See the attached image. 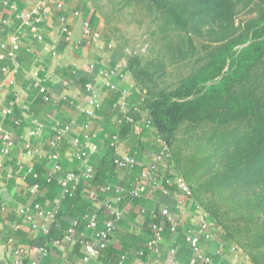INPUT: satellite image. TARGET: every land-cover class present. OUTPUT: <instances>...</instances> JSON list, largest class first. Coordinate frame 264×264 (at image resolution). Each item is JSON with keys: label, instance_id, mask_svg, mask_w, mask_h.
I'll use <instances>...</instances> for the list:
<instances>
[{"label": "crops", "instance_id": "crops-1", "mask_svg": "<svg viewBox=\"0 0 264 264\" xmlns=\"http://www.w3.org/2000/svg\"><path fill=\"white\" fill-rule=\"evenodd\" d=\"M23 10L39 19L40 39L19 18ZM86 20L97 36H86ZM13 35L19 48L9 56ZM0 54V264H191L187 236L198 237L208 264H254L174 184L172 153L164 156L166 141L88 0H63L61 8L54 0H0ZM92 95L99 107L89 116L81 107ZM82 150L92 177L76 158ZM123 156L134 163L117 164ZM69 172L76 178L64 192ZM34 203L54 217L35 213ZM110 219L115 230L100 249L97 233ZM153 223L163 228L156 245Z\"/></svg>", "mask_w": 264, "mask_h": 264}, {"label": "trees", "instance_id": "trees-1", "mask_svg": "<svg viewBox=\"0 0 264 264\" xmlns=\"http://www.w3.org/2000/svg\"><path fill=\"white\" fill-rule=\"evenodd\" d=\"M154 1L186 34L190 28L202 35L203 25L220 26L219 30L209 26L210 36L217 35L195 59L198 66L172 88L157 93L149 90L144 103L169 147L184 123L213 126L210 140L222 168L212 170L210 166L204 172L209 171L207 179L214 180L220 194L221 190L226 194L229 205L243 209L240 213L246 220L238 222L228 212L220 214L211 201L199 206L254 264H264V0ZM237 1L244 7L253 4L257 13L240 31L234 26ZM187 39L195 50L191 34ZM174 162L179 163L177 158ZM185 176L190 178L187 171Z\"/></svg>", "mask_w": 264, "mask_h": 264}, {"label": "rangeland", "instance_id": "rangeland-1", "mask_svg": "<svg viewBox=\"0 0 264 264\" xmlns=\"http://www.w3.org/2000/svg\"><path fill=\"white\" fill-rule=\"evenodd\" d=\"M88 1L97 25L124 59L143 99L149 90L157 93L174 87L182 76L197 67L200 62L196 63L195 59L205 52L204 46L213 43L211 37L217 35L213 32L210 36L209 26L220 29L217 23L203 25V34L197 35L190 28L187 34L192 36L194 50L186 32L176 27L165 8L154 0ZM237 2L234 26L240 31L249 18L257 17V13L253 4L244 7L241 1ZM134 71L142 82L135 78ZM213 130V126L206 123H184L171 138L170 151L179 161L175 164L178 172L189 184L198 205L204 206L211 201L220 214L228 212L230 219L242 222L246 220V215L240 213L243 209L229 205L226 194L222 190L220 194L218 186L212 183L214 180L207 179L210 166L212 170L222 168V160L214 152V141L210 140ZM206 156L210 158H204ZM185 171L190 178L185 176ZM255 188L258 190L259 186Z\"/></svg>", "mask_w": 264, "mask_h": 264}, {"label": "built area", "instance_id": "built-area-1", "mask_svg": "<svg viewBox=\"0 0 264 264\" xmlns=\"http://www.w3.org/2000/svg\"><path fill=\"white\" fill-rule=\"evenodd\" d=\"M56 3V7L57 8H61L63 6V0H54ZM32 11H28V10H23L21 11L18 15L19 18L22 20L23 24L25 26H27L29 28L30 31L33 32V34H35V36L40 39L41 38V34L38 32V28H37V22L39 21V19L35 16H32L33 14L31 13ZM84 27H85V34L86 36H97L98 34L93 31L91 29V25L90 22L88 20L84 21ZM19 48V40L18 37L16 35H13L11 37V49L6 51V55L12 56L14 54V52ZM5 54H0V59L3 58V56ZM122 66H126V63L124 62L122 64ZM104 85L110 88H116L115 83H113L112 81L109 80H105L104 81ZM86 89L88 91H92V85L90 83L86 84ZM40 90L42 92H44V88L40 87ZM124 92V91H123ZM125 93V92H124ZM124 104V102H123ZM99 107V99L97 98L96 95H92L91 97H89L87 99V103L83 104L82 111L86 114V115H93L95 113V109ZM3 138L6 140V147L4 149V152H7L8 147H10L12 145V140L10 138V136L8 134H4ZM118 139L117 135H114L112 137V143H115ZM78 141L77 138L74 139V142ZM164 142V141H163ZM31 151V150H29ZM163 153L164 156L166 157H170L171 153H170V148L168 147V145L166 144V142H164V148H163ZM76 158L79 160L84 161L87 166L84 170L85 176L87 177H92L93 176V168L91 165H89L88 163V153L86 150H82L80 152H78L76 154ZM116 163L121 165V166H128V165H132L134 163V158L131 156H123L122 158H119L118 160H116ZM146 174H150L149 171H146L144 173ZM76 178V174L74 172H69L68 174H66V176L63 178L61 185L64 188V192H68L69 191V183H72ZM174 184L178 187V189L185 195L188 197L192 196V191L191 188L189 186V184L185 181V179L182 177V175L180 173L174 175ZM37 185L34 184L31 187V191H34L36 189ZM4 206H3V196H2V192L0 189V227H1V223H2V218H1V211L3 210ZM33 210L35 211V213H37L38 215H48L50 217H54V212L51 211H44L41 208V205L39 203H34L33 204ZM21 212L24 213L25 209H21ZM163 213L166 214L167 210H163ZM28 218L30 219L31 216L29 215ZM173 228V227H172ZM115 230V222L113 219L107 220L105 223V226L103 229L99 230L97 233V237H98V248L103 249L107 246V242H108V237L114 232ZM163 228L160 227L158 224L153 223L152 224V233L153 236L150 240V244L151 245H156V243L159 241V239L161 238V234H162ZM186 243L189 244V246L193 249L194 251V256L192 257L190 263H196L198 261L203 262L204 264H208L210 262V257H208L207 255H205L201 248L199 247V239L197 236H187L185 238ZM233 249H236L237 246L233 245L232 246ZM22 253L21 249H15L14 250V254L15 255H19ZM92 253H94L92 251ZM84 261H87V258H84ZM85 264V263H83Z\"/></svg>", "mask_w": 264, "mask_h": 264}]
</instances>
